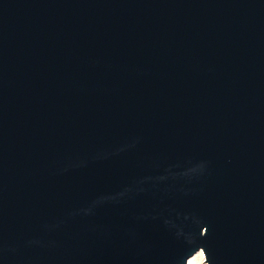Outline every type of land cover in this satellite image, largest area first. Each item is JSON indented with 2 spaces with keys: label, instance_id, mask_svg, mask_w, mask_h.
<instances>
[{
  "label": "water",
  "instance_id": "1",
  "mask_svg": "<svg viewBox=\"0 0 264 264\" xmlns=\"http://www.w3.org/2000/svg\"><path fill=\"white\" fill-rule=\"evenodd\" d=\"M264 264V0H0V264Z\"/></svg>",
  "mask_w": 264,
  "mask_h": 264
},
{
  "label": "bare ground",
  "instance_id": "2",
  "mask_svg": "<svg viewBox=\"0 0 264 264\" xmlns=\"http://www.w3.org/2000/svg\"><path fill=\"white\" fill-rule=\"evenodd\" d=\"M186 264H208L205 259V254L202 250H198L192 256H190Z\"/></svg>",
  "mask_w": 264,
  "mask_h": 264
}]
</instances>
